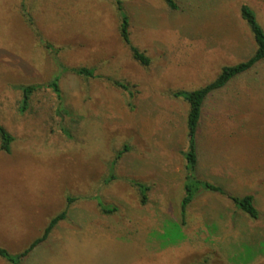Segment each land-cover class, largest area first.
<instances>
[{
    "label": "rangeland",
    "instance_id": "obj_1",
    "mask_svg": "<svg viewBox=\"0 0 264 264\" xmlns=\"http://www.w3.org/2000/svg\"><path fill=\"white\" fill-rule=\"evenodd\" d=\"M173 1L0 0V126L13 136L0 149V247L21 253L67 212L19 264H264V61L207 98L197 134V176L253 194L257 219L200 191L180 225L188 104L176 95L254 53L240 8L264 29V0ZM124 15L147 66L120 37ZM30 84L42 86L21 111ZM133 182L148 186L144 204Z\"/></svg>",
    "mask_w": 264,
    "mask_h": 264
},
{
    "label": "trees",
    "instance_id": "obj_2",
    "mask_svg": "<svg viewBox=\"0 0 264 264\" xmlns=\"http://www.w3.org/2000/svg\"><path fill=\"white\" fill-rule=\"evenodd\" d=\"M165 2L171 8L176 7L175 2L173 0H165ZM117 3H118V9L120 10L121 3L120 1H117ZM22 9L24 15L27 17L30 24H33V20L29 16V14L25 11L24 5H22ZM240 12H241V16L247 22L251 30V34L253 36L252 39L255 45L254 53L251 56L247 57L244 60L239 61L236 64L224 66L221 72L216 76V78L211 82L207 83L206 85L189 92H181V91L176 92V95L179 94L187 101L188 104V111L186 116V129H187L186 134L189 141V148L184 153L186 159V165H185L186 170H185L184 185H183L184 195L181 199V212H180L181 226L184 225L186 222L188 207L190 206V204L192 203V201L200 191H206V192L211 191V192L223 194L226 197H228L233 202L236 209L242 211L243 214L247 215L252 219H257L259 217V210L256 207L255 196L253 194H246L241 196L233 195L228 191L224 190V188L221 187L220 185L200 179L197 176V172H196L199 166V150H198L197 134H198L200 120L202 117L203 105L204 103H206L207 98L214 91H218L226 87V85H228V83L233 79H235L237 76H240L241 74L250 71L255 66H257L258 64L264 61V29L257 21L256 14L250 6L243 4L240 8ZM122 20L123 22L121 23L119 34L122 41L128 46L132 58L138 63H140L142 66L149 65L150 59L145 55V53L143 51H140L137 47L131 45L130 43L127 33L128 18L124 15L122 17ZM73 71L77 75L92 74L90 69L85 67L77 68L74 69ZM58 81H59V77L54 78L51 82L48 83L47 86L53 87L54 91L57 93V96L60 97ZM114 83L118 87H122V88L125 87L124 84H121L120 82L115 81ZM41 86H42L41 84L38 85L30 84V85L19 86V88H21V90L23 91V96L20 105L21 111L26 108L29 98L30 96H32L33 92L39 89ZM12 140H13V136L4 127L0 126V149L2 151L9 152L10 144ZM125 150H127V147L125 148ZM121 153L122 151L119 152L116 157L117 158L120 157ZM133 185L137 186V188L139 189L141 194V203L144 204L147 199L146 191L148 190V186L139 182H133ZM68 201L71 202L72 199L69 198ZM99 204L102 212L112 213L116 211L115 207L105 205L102 202H99ZM66 215L67 212L65 209L61 213L53 217L49 221L45 230L42 232V235L40 237L38 236L34 238L29 243V245L19 254L12 255L7 250L0 247V257H3L11 264H19V260L23 256L28 254L35 246L46 240L49 233L52 232V230L55 228L58 222L64 219Z\"/></svg>",
    "mask_w": 264,
    "mask_h": 264
}]
</instances>
